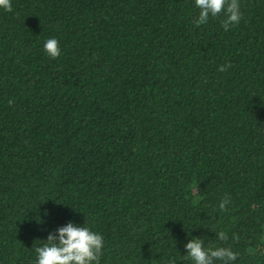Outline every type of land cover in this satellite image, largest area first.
<instances>
[{"label": "trees", "instance_id": "1", "mask_svg": "<svg viewBox=\"0 0 264 264\" xmlns=\"http://www.w3.org/2000/svg\"><path fill=\"white\" fill-rule=\"evenodd\" d=\"M11 3L0 264H35L70 220L104 237L99 264H190L193 237L264 264V0H240L228 28L195 24L193 0Z\"/></svg>", "mask_w": 264, "mask_h": 264}, {"label": "clouds", "instance_id": "2", "mask_svg": "<svg viewBox=\"0 0 264 264\" xmlns=\"http://www.w3.org/2000/svg\"><path fill=\"white\" fill-rule=\"evenodd\" d=\"M195 8L199 9L195 18V24L202 25L208 22L209 18L224 15L223 27L235 25L240 22L241 3L240 0H193ZM0 10L11 11V0H0ZM46 54L55 59L61 49L55 38L47 39L43 44ZM230 203L225 197L219 203L221 210ZM47 215V212L44 213ZM37 223H43V217H36ZM217 241L228 240L225 231L215 232ZM41 246L35 249V264H99L100 255L104 248V237L101 233L94 231L86 222L82 225L68 221L58 226L54 231L48 232ZM186 253L184 258L190 264H235L239 253L230 246H208L204 239L193 237L184 245ZM169 264H174L169 261Z\"/></svg>", "mask_w": 264, "mask_h": 264}]
</instances>
